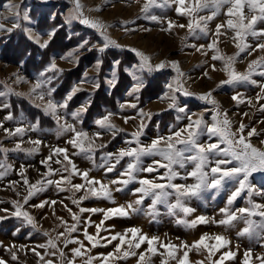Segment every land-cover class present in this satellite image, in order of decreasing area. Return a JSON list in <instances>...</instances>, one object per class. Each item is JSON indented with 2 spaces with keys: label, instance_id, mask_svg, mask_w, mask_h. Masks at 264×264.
Returning <instances> with one entry per match:
<instances>
[{
  "label": "snow or ice",
  "instance_id": "6c2138e0",
  "mask_svg": "<svg viewBox=\"0 0 264 264\" xmlns=\"http://www.w3.org/2000/svg\"><path fill=\"white\" fill-rule=\"evenodd\" d=\"M135 2L140 3V0H135ZM69 3L71 7L64 14V21L68 24L79 21L96 29L102 37V40L92 43L90 48H95L99 53H104L110 46L130 48L139 57L137 64L126 69L132 72L133 78L137 80V83L132 85V92L138 93L143 84L136 72H143L144 70L152 72L164 69L166 66H170L175 70L176 75L167 84L168 91H165L158 99L168 98V108L185 113L187 123L181 127L171 125L167 133H158L150 142L144 143L141 141V136L146 128L143 118H151L152 113L150 111L146 112L143 107L137 109L136 102L125 101L119 104V107L123 109L125 105H128L132 109H136L140 116V122L136 125L135 130L125 137L126 146L119 147L116 151L102 152V163L97 165L95 160L96 150L106 149L109 143V141H102L100 138L103 137L105 132L110 133L115 138L118 133L126 130L115 124L110 119L114 113L107 111L106 114L99 116L94 121L98 126V130L90 134L83 127L78 128L76 124L70 123L61 117L59 110L67 109L69 101L77 91L81 90L80 86L84 83L90 82L94 84L95 88H99V77L89 79V73L85 70L83 73L84 79H81L78 84H74L62 101H56L52 95L55 88L51 86V81L55 77L46 75L50 70L64 71L57 65L55 56L51 58L50 63L43 70L36 74L34 82L29 81L26 76H22L18 72L13 73L15 79L12 83L27 82L31 85L30 89L28 92H18L11 84L4 81L2 83L5 91L0 92V95L15 93L18 96H27L33 104L42 108L45 114L51 115L56 120L58 138L65 133H71V135L65 141V146L59 144L49 145L47 155L39 161L41 165L45 166L46 170H37L39 178L32 181L28 175V168L34 166L22 163L17 169L16 165L10 162L9 153L23 152L31 156L41 151L43 140L39 137L27 136L28 132L39 131L40 120L37 117L27 124L16 123L14 127H6L5 121L16 119L12 111L6 112L4 118L0 119V130L5 134L3 139H0V181H4L10 172L17 171L20 179H8L4 187L8 188L10 186L21 199H11L10 202L14 206V210L2 208L0 212L23 218V222L33 228L40 227L33 213L24 209L23 205L28 204L34 196H37L49 186H55L57 191H69L71 193V203L78 208L77 211H74L72 207L61 200V205L71 217V222L63 216L57 217L61 226L64 227V231H59L55 237H52L45 229L43 231L48 239L44 243L32 248L20 244L19 249L34 253L39 258L38 264H94L96 261H98V264H116L117 261L127 260L130 257H136L135 264H151L150 260L146 262V254L151 257L157 253L160 256V264H169V261H174L175 264H224L225 259L235 258L236 252L228 247L231 244V239L223 232H203L198 239L193 240L191 243L187 240L173 243L171 239L162 241L158 235H149L143 232L139 226H129L122 231L108 232V228L114 229L115 225L105 226L104 221L113 216H130L133 212L139 211L140 209L137 206L143 205L145 199L149 197L151 203L147 205V209L150 210V215L159 211L158 204H165L169 212L180 209L187 216L196 212V209L185 201L199 197L203 191L209 188H223L225 184L231 181L235 183V187L227 196L226 205L219 209L222 218L217 220L212 217V222L227 228L242 219L246 226L237 232L238 236L254 233L264 236V202L252 199L253 194L257 193V186L250 179L254 173H264V139H260L259 143H253L252 139L254 136L260 137L264 133V129L258 130L254 125L246 124L242 120L233 121L228 115V110L226 108L221 109L220 103L213 95V92L222 85L250 83L260 88V91L255 95V100L258 102L264 100V79L253 78L256 73L264 77V0H166L167 5H176V13L188 18L186 24L177 23L167 17L162 19L160 16L151 14L149 10L157 3V0H143L139 9L140 16L161 24L166 22V28L162 29L164 31L171 32L176 27L188 29L187 35L181 37L182 42L187 40L188 36L203 34L205 37H212L206 44H194L192 46L198 51L204 50V55H207L208 50H211V59L221 62L222 70L227 78L219 80L216 89L210 88L199 93L190 92L186 88L182 79L185 74L179 61L162 59L153 63L152 56L144 50L119 43L109 32V28L113 26L111 23L101 17L86 14L82 0H69ZM4 7L9 15L0 14V19H9L13 23L11 27H8L0 22V32L11 33L16 28H22L41 48L47 47L57 28L63 26L53 27L47 32L49 39L41 42L39 36H32L31 28L24 27L21 24V21L31 22L32 17L27 8L21 9L20 4L14 3L13 0H8ZM100 9L101 5H96L94 9L89 10L99 11ZM245 9H247V12ZM221 16L223 19H218ZM214 20L216 22L213 30L210 24ZM118 23L123 26L122 31L127 33L131 30L130 25L135 23V19H122ZM143 30L150 31V29ZM229 33L232 34L231 40L237 49L236 52L230 55L223 53L218 46L221 37H228ZM248 36L256 38L257 42L252 44L248 41ZM89 41L90 38L83 39L76 49L60 56V59H77L73 53L78 49L89 46ZM257 50H260L259 54L248 60L246 69L244 71L237 70L235 62L240 54L245 53L246 57L252 56ZM23 63V61H20L21 65ZM112 63L114 66H119L120 60H113ZM102 64L103 60L97 58L94 65L97 72L100 71ZM208 67L213 71L217 70L216 63H211ZM203 75L211 79L207 70ZM113 78H115V70L113 71ZM113 82L112 79L108 80L109 85H112ZM178 92H183L185 96H197L201 100L212 103L214 108L211 121L205 119L203 112L188 114L190 110L187 104L181 105L177 96ZM32 97H35V99H32ZM232 99L237 103L247 99L249 105L255 106L252 97L242 98V94L239 92H235ZM37 100L39 103L36 102ZM90 103V100H86L80 104L71 112V116L82 124L79 119L80 115L87 111V106ZM11 106L10 101L0 103V108L3 109H10ZM259 109L264 111V103H259ZM241 115L248 116V113L244 112ZM21 118H23V113H21ZM176 118L180 120L184 117L178 115ZM129 119L130 117H124L125 122ZM62 120L63 122H61ZM261 123H264V120ZM234 124L235 127H233ZM205 135L208 139L202 140L201 138ZM26 136L27 141L25 140ZM213 137L216 139L213 140ZM4 140H12V147L6 146ZM26 143L30 146H25ZM68 146L75 149V153L70 154ZM72 155H83L85 158L90 159L94 166L103 167L106 173L117 171V166L120 165L121 161L125 157L128 159L118 174L106 183L100 177L90 176L91 168H79L72 159ZM190 162L192 164L190 170L182 173L179 169L185 168ZM53 163L58 164L59 167H53ZM145 173L147 175H141ZM56 174H59L58 177L52 178ZM74 177H80V182H73ZM177 177H182L185 182H175ZM189 177L194 178V182L188 183ZM133 181L139 185L131 190L135 195L133 200L106 209L81 206V203L90 196L106 198L115 204L113 191H122L126 185ZM17 185H20L23 190L17 188ZM110 185H118V187L112 189ZM245 192L248 206L233 208L234 201ZM77 193L81 194L77 196ZM258 194L264 196V187L258 190ZM172 196H175L174 201L169 199ZM3 202V200H0V203ZM56 203L55 199L46 197L40 199L38 203L31 204L30 207L42 209L46 205L54 206ZM85 212L102 213V218L99 222L93 221L91 217L82 218L81 214ZM52 214L55 215L54 207L52 208ZM256 216H259L260 219H253ZM6 218V216L0 215V221ZM209 219V217L200 214L191 220L182 218L179 222L195 227L198 223L207 224ZM85 221L86 223H84ZM81 224H83V227H78ZM91 225L95 226L94 233L88 230ZM78 230L83 233L84 239L73 235ZM15 231L18 233L20 229L17 228ZM102 231L107 232V236H101ZM29 236H31V232H29ZM85 239L89 242L88 244H85ZM61 240L63 247L60 244ZM112 241H116V243L110 251L92 254L93 248L100 245L107 246L112 244ZM210 241L212 242L210 243ZM70 244L76 246L68 248ZM143 244L147 246L140 250ZM0 246H3L11 254L12 260H19L15 243L5 245L3 241H0ZM38 249H48V251L41 252ZM65 249H67V252ZM221 249L225 250L220 252ZM202 250L204 255L200 259L190 260V252L201 253ZM218 252H220V255L217 257ZM251 253L252 248L245 249L243 264H250ZM54 257H59V260L53 259ZM77 258L81 259L78 261ZM257 259L259 264H264V253L260 254ZM0 264H8V261L0 256Z\"/></svg>",
  "mask_w": 264,
  "mask_h": 264
},
{
  "label": "rangeland",
  "instance_id": "374dc122",
  "mask_svg": "<svg viewBox=\"0 0 264 264\" xmlns=\"http://www.w3.org/2000/svg\"><path fill=\"white\" fill-rule=\"evenodd\" d=\"M14 3H18L21 6V9L27 8L29 11L30 16L32 17L31 22H26L29 28L30 25H34L36 23L34 18H41V15L46 11H49L50 17L49 20H53L52 13L54 12L55 15L60 14L62 18L64 14L67 13L68 8L71 7L69 0H13ZM8 3V0H0V14L5 16L9 15L4 5ZM82 3L85 5V12L89 16L93 17H101L103 20L111 23L113 26L109 28L110 34L119 41L121 44L132 45L138 47L145 52L149 53L153 58V63L158 62L162 59L168 60H177L179 61L180 67L184 72L183 81L190 92H203L207 91L208 89H216V84L221 79H226V74L222 70L221 62L220 61H213L212 51L208 50V54L204 55L203 51H198L192 45L198 44H206L209 40L212 39L211 36L205 37L203 34L198 36H188L187 40H181V37H184L188 33L187 28H174L171 32L162 30L166 28V22L161 24L160 22L150 21L145 19L143 16H140L139 9L143 3V0H140V3L135 2V0H82ZM96 5H101V9L99 11L96 10H89L94 9ZM176 5H167L166 0H157V3L153 5V7L149 10L151 14L160 16L162 19L167 17L175 20L177 23H187V17L176 13L175 11ZM36 13L34 15L33 13ZM247 12V9H245ZM46 13H44L46 15ZM204 14V13H201ZM54 15V17H55ZM139 16V18H137ZM34 17V18H33ZM64 19V18H63ZM122 19L132 20L135 19V23L130 25L131 30L127 33L122 31V25L118 23V21ZM218 19H223V17H219ZM0 22H3L8 27L12 26L13 21L9 19H0ZM215 20L211 22L210 27L214 30ZM68 25V24H67ZM70 29L75 30L81 29L83 34L79 35L77 38L80 42L83 39L90 38L89 44L95 43L98 40H102L100 37L99 32L96 29H93L87 25L80 23L79 21H73L69 24ZM139 26V27H137ZM68 27V28H69ZM32 29V28H31ZM143 29H150V31H144ZM78 33V32H77ZM7 32H0V40H3L4 35ZM39 36L41 39H46L48 35L41 36L32 29V36ZM231 33H229L228 37H221L219 48L225 54H232L237 51L235 45L232 43L231 40ZM158 36L162 38L159 39ZM32 39V38H31ZM248 41L252 44H255L256 38L252 36L247 37ZM27 40L29 41L30 38L27 36ZM35 41L34 39H32ZM143 40V41H142ZM142 41V42H140ZM140 44V45H139ZM76 45V48H77ZM89 46H86L84 49H78L79 53L85 50L91 49ZM1 48L3 50L4 46ZM1 50V49H0ZM1 50V52H2ZM77 50V51H78ZM129 52L131 59L129 62L125 64V69H129L132 65H135L139 62V57L130 49V48H119L115 46H110L108 49L105 50L104 53H99L96 49H94L91 57H99L100 59L104 60L106 57H113L114 55L121 57L124 54ZM187 51H192L193 54H188ZM260 50L254 52L252 56H247L245 53H241L240 57L237 58L235 62V66L237 70L244 71L247 67L248 60L254 58L256 55L259 54ZM82 53V54H83ZM121 62V59L118 58ZM207 61V63H205ZM113 61L111 64L105 68L103 74H105L110 79H113V69L114 67ZM216 63L217 70L213 71L211 68L208 67L209 64ZM112 69V70H111ZM120 67L115 66V76L119 77ZM110 70V72H109ZM205 70L208 71L211 79L204 76L203 73ZM136 72V75L141 79L148 78L151 79L148 75L155 74L159 75L157 70L148 72ZM133 76L132 72H130ZM102 74V75H103ZM165 74L167 75L166 78H163ZM160 78L157 80L156 84L153 86L155 91H148L145 94L142 91H139V96L133 95L132 97L135 99L132 102L137 103V109L143 107L146 112L150 111L152 113L151 118L144 117V122L146 124V128L143 131L141 136V141L144 143L150 142V140L155 137L158 133H167L169 127L171 125H176L177 127L183 126L187 123V118L185 113H180L176 109L168 108L169 99H158V97L162 96L165 91H168L167 84L172 80V77L176 75V72L170 66H166L164 71L162 72ZM254 79H264L261 77L259 73L254 74ZM108 81V80H107ZM146 81V80H145ZM155 83V82H154ZM260 91L259 86L252 85L250 83H242L237 85H222L220 88L216 89L213 92L216 100L220 103L221 109L226 108L228 110V115L233 121H244L246 124L254 125L258 130L264 129V123H261L264 120V111L259 109V103H264V100L256 101L255 95ZM235 92H239L242 94L243 97H252L253 98V105H249L247 99H243V102L237 103V101L232 99V96ZM171 95V93H169ZM177 96L179 97V102L181 105L187 104L188 109L190 110L188 114L191 113H204L205 119L209 122L211 121V115L213 112L214 105L207 101L199 99L197 96H185L183 92H178ZM138 98V99H137ZM191 98V99H190ZM137 100V101H136ZM160 104L155 108V105ZM155 111H153V110ZM126 115H129L133 118L130 122L123 119V125L126 127H121L126 131L118 133L115 138L111 136L110 133L105 132L103 137L100 139L102 141H109L106 149H97L95 154L96 164L99 165L102 163L101 154L104 151H116L119 147H124L125 145V137H127L132 131L135 130L136 125L140 122V116L136 109H132L128 105L124 107ZM247 112L248 116H243L241 113ZM184 117L183 119L177 120V116ZM63 117V116H61ZM64 118V117H63ZM159 126V127H157ZM236 125L234 124L233 127ZM96 129H92V132ZM68 133L62 134L60 136V141L63 142L62 146H65V141L68 139ZM46 135V134H44ZM56 137L47 136L46 140L55 141ZM202 140H207V135L201 138ZM216 138L213 137V140ZM253 143H259L260 139H264V133L260 137L254 136ZM51 143L50 145H53ZM57 145V144H56ZM55 146V145H54ZM133 146H135L133 144ZM69 149L71 146H68ZM45 153L43 156H46L49 151V144L44 146ZM70 151L75 153V149ZM127 157H125L120 165L117 166V171L112 173H106L103 167H96L93 165L92 161L88 158H85L83 155H75L73 159L79 168H91L92 171L90 172V176H97L100 177L104 182H108L111 178L115 177L119 170L125 165L127 161ZM39 159L35 160L33 158L28 159L27 165H33L34 167L28 168V175L30 180L34 181L38 179V171L37 170H46L44 165L39 163ZM16 162V161H15ZM235 163V162H233ZM53 167H59L58 164L53 163ZM192 167L191 162L185 166V168H180L179 170L183 173L186 170H190ZM19 168V166H18ZM17 168V169H18ZM163 171V169H161ZM67 174V173H65ZM59 174L52 178H57ZM141 175H147L141 174ZM18 180L20 179L17 171H12L9 173L8 177L5 178L4 181H0V200H3V203H0V209L8 208L10 210H14V206L11 204V199L20 200L21 197L16 195V192L11 189L9 186L5 188L4 185L7 183V180ZM80 177H74L73 182H80ZM251 182L256 184L257 186V193L253 194L252 199L258 202H264V196L258 194V190L264 187V173H254L252 177H250ZM175 182L177 183H184V179L182 177H177ZM188 183L194 182V178L189 177ZM23 182L21 181V184ZM138 183L133 181L126 185L122 191H113V196L115 197V204L108 201L106 198H97L94 196H90L88 199L84 200L81 203L83 207H100V208H111L115 207L118 204H124L128 200L135 199V195L132 193V189L134 187H138ZM112 189L118 187V185H110ZM235 187L234 182H228L225 184L223 188H209L201 193L199 197L191 198L185 201L191 207L196 209V212L185 214L180 209H175L174 212H169L167 205L165 204H158L157 208L159 209L158 212L155 214L150 215L147 209V205L151 203V198H146L143 205H138L137 207L140 209L137 212H133L130 216L127 217H120V216H113L110 217L108 220L104 221V225H115V228H108V232L114 231H122L123 229L129 226H139L143 232L149 235H158L160 236L162 241H166L171 239L173 243H180L181 240H187L191 243L193 240L198 239L200 234L203 232L209 233H220L223 232L225 235L230 237L231 244L228 245L233 251L236 252V256L233 259H225L224 264H243L244 260V251L247 248H252L251 253V262L250 264H259V260L257 259L260 254L264 253V236L260 235L259 233H254L252 235L244 234V235H237L242 228H244L245 222L244 220H238L234 222L231 226L225 228V226L217 225L216 223L212 222L211 218L215 217V219H221L222 214L219 212V209L224 207L227 202V196L230 194L232 189ZM17 188H20L22 191L23 189L20 185H17ZM174 191V190H173ZM81 193H77V196ZM246 192L242 193L240 197L234 201L233 208L238 207H245L247 205L246 199ZM46 197H51L55 199L57 203L54 206H45L44 208H32L30 207L31 204L38 203L40 199H44ZM171 201L175 200V196L169 198ZM63 200L64 203L68 204L69 207H72L74 211H77L78 208L76 205L71 203V193L67 190L65 191H57L55 186H49L43 192L39 193L37 196H34L28 204L23 205L24 209L32 212L35 216L37 224L40 226L38 228H33L31 225L26 224L23 222V218H17L16 216L10 215L9 213L0 212V215H4L7 218L5 220L0 221V241H3L5 245L15 243L16 251L19 255V260H12L11 254L5 250L3 246H0V256H2L5 260L8 261V264H38V257L32 253L31 251L24 252L19 249L20 244L27 245L28 248H32L38 244L44 243L48 236L44 234L43 230H48L49 235L55 237L57 232L64 231V227L61 226L60 221L57 219L59 216H63L65 219H68L71 222V217L67 210L61 205L60 201ZM55 208V215L52 214V208ZM47 214V215H46ZM203 214L209 217V222L207 224L198 223L195 227L187 226L184 223L179 222L182 218L191 220L195 216ZM83 217H91L93 221L99 222L102 218V213H82ZM253 219L259 220L260 217L256 216ZM86 223V221L84 222ZM78 227H83L81 224ZM19 228L20 231L17 233L15 230ZM89 232H95V226L91 225L88 228ZM29 232H31V236H29ZM75 236H79L81 239H84L83 233L81 231H76L73 233ZM101 236H107V232L102 231L100 233ZM179 238V239H177ZM85 244L89 242L85 239ZM212 241H210L211 243ZM116 243V241H112V244L107 246H97L92 249V254L96 252H107L112 249V246ZM61 247H63L62 240L60 241ZM238 245V248H237ZM76 245L70 244L68 248L74 247ZM147 245H141V249L145 248ZM225 249H221L220 252L224 251ZM38 251L46 252L48 249H38ZM67 252V249H65ZM139 251V250H138ZM220 252L216 254L218 257ZM71 255V253H69ZM204 255V251L202 250L201 253H196L195 251L190 252L189 258L190 260H198ZM48 258V257H46ZM53 259L59 260V257H54ZM81 258H77L79 261ZM136 257H130L127 260L121 259L116 262V264H135ZM146 262L150 260L151 264H160V256L159 253L152 255L149 257L146 254L145 257ZM94 264H98V261L94 262ZM169 264H175L174 261H169Z\"/></svg>",
  "mask_w": 264,
  "mask_h": 264
},
{
  "label": "crops",
  "instance_id": "0c3cea01",
  "mask_svg": "<svg viewBox=\"0 0 264 264\" xmlns=\"http://www.w3.org/2000/svg\"><path fill=\"white\" fill-rule=\"evenodd\" d=\"M49 15H51V14H49V11H48L46 13V17H50ZM54 15L55 14L53 12L52 16H54ZM34 19L36 20L35 21L36 23H34V25H30V27L35 32H37L40 35V37L46 36L47 32L49 30H51L53 27H56V26L50 27L47 20H45L43 18H41V19L34 18ZM50 21L51 20H49V22ZM63 21H64V19H63ZM21 24L24 27H28V25L24 21H21ZM67 24L68 23H66L65 21L63 23L58 24V25H63L64 31L62 34H59L58 39H55L54 48H52L51 51L49 52V54H47L48 55L47 60L39 66L33 65L31 61H26V59H14V60H12V59H6L4 57L3 50L1 48V44H2V47L5 46V44L11 40L12 36H15L17 34L23 33L26 37L27 36L29 37V35L27 33H25L22 30V28H16L13 30V32H11V33L7 32V34L4 35L3 40H0V49L2 50V52L0 50V92L5 91V89L3 87V83H2L4 81H7L9 84H11L12 87L14 89H16V91H18V92H28L31 85L27 82L12 83V81L15 79V77L12 74L18 72L20 75L26 76L29 81L34 82L36 74L39 71L43 70V68L48 63H50L51 58L53 56H55L57 65L59 66V68L64 69V71L59 72L57 70H50L48 73H46V75L55 77L51 81V86L55 88V92L52 95L56 101H62L63 98L65 97L66 93L72 88V86L74 84H78V82L81 79H84L83 73L85 72V70H87L89 73V77H88L89 79L94 78V77H99V82H100L99 88H95L94 84L90 83V82L84 83L83 85H81L80 86L81 90L77 91L73 95L72 99L69 101L67 109H60L59 110L60 116H63L64 119H66L68 122L76 124L78 128L83 127L84 129L88 130L89 133L91 134L92 129L98 130V126L94 123V121L97 118H99V116L106 114L107 111H111L114 113V115L110 119L115 124H117L119 127H126L125 125H123L124 117H126V116L130 117V119L128 120L129 122L131 120H133V118L129 115H126L124 108L121 109L119 107V104L124 103L125 101H131V102L134 101L135 99L132 97L133 95H135V97L137 95L139 96V94H138L139 92L138 93L132 92V85L137 83V80L133 78L130 71H127L125 69L126 73L130 76L131 80H130V83L127 84V86H125V88H123V90H122V91H124L123 94L120 95L118 98H116L117 106L115 108H112L106 102L102 103V101L97 98V97H99L98 91H104L107 93V95L113 94L114 96H116L119 92H118V90L115 89L116 88L115 86L118 83L119 77L115 76V78L112 79L114 81L112 85H109V83L107 81V80H109V77H108L109 73L107 74V76L104 74L103 78L100 77L102 65L100 66L99 72H97L96 68L94 67L95 61L99 57H96V58L91 57L92 56L91 52L95 48L85 50L84 53H83V51L79 53V50L74 52L73 55L77 59H72V58L60 59V56L64 55L65 53H67L73 49H76V45L79 42V40L77 38L79 35H77V34H83L82 33L83 31L80 28L76 29V26H75V30H73V29L71 30L69 27L70 25L69 24L67 25ZM59 28H61V27H58L57 30ZM56 32H55V34H56ZM55 34L52 36V38L49 41L48 46L45 48H41L35 41H33L30 37L29 38H30L31 44L33 46L38 47L41 50V52H39V54L44 55L42 51L49 47V45L53 41ZM158 38L162 40V38L160 36H158ZM46 39H49V37H47ZM43 40H45V39H41V42ZM142 41H140V42H142ZM186 53H187V55L193 54L192 51H187ZM116 59H118V58H115L113 60H116ZM20 61L24 62L23 65L20 64ZM114 67H112V69H113V70L111 69L112 71H114ZM117 68H118V66H117ZM144 71H147V70H144ZM163 71H164V69L157 70V72H159L160 75L162 74ZM109 72H110V70H109ZM162 75H165V74H162ZM166 77H167V75H166ZM140 80H142L143 84H142V87L139 89V91H144V90L147 91L149 84H150V79L141 77ZM129 93H131V94H129ZM189 96H192V95H189ZM189 96H187V97H189ZM13 97H20V99L25 101L26 104L33 105L34 107H31V108H35L38 110V112L34 115V118L28 114L27 111H29V110H27L23 105H21L20 103L15 105L13 103V99H14ZM32 99H35V97H32ZM86 100L91 101V103L88 104V106H87V111L89 110L91 105L95 102V100L99 101V104L101 105L102 109L99 110L98 112H96L95 117L88 124H85L86 119H87V111L81 113L80 118H79L80 121H82V124H81L79 121H77L76 119H74L71 116V112L73 110H75L80 104L84 103ZM9 101L11 102L12 106L10 109L0 108V119L4 118L7 111H12L14 114V117L16 119L14 121H5L6 127H14L16 123L27 124L30 121H34L35 118H37V117L40 120V117L45 115L42 108L37 107L35 104H33L27 96H18L15 93H8L6 95H0V103H8ZM36 102L39 103L38 100ZM157 106H160V104L155 105V108H157ZM153 111H155V110H153ZM21 113H23V118H21ZM48 116L51 117L52 123L45 124L46 123L45 120L41 119L40 125H39V131H31V132L27 133V136H32L33 138L39 137L40 139L43 140L44 143L41 145V151L39 153H35L31 156H29L28 154L23 153V152L9 153V160H10V162H12L13 164L16 165V168H18V166L20 167V165L22 163L27 165L29 158H33L35 160H38V159L40 160L42 157H44L43 156L45 153L44 146H46L47 144L50 145L51 143H54L53 146L56 144H59L60 146H62L63 142H59L61 135L59 136V138L57 137L58 125L56 123V120L51 115H48ZM61 122H63V120ZM44 134H46V135H44ZM70 134L71 133H68L67 136H69ZM4 135L5 134L3 133V131L0 130V139H3ZM27 136L25 137L26 141H27ZM47 136L56 137V139H55V141L46 140ZM4 143L9 148H11L13 145L12 140H4ZM25 146H30V145H28L26 143ZM70 149L73 150L71 147H70ZM70 154H72L71 151H70ZM74 158H75V155H72V159H74Z\"/></svg>",
  "mask_w": 264,
  "mask_h": 264
},
{
  "label": "trees",
  "instance_id": "16d2710c",
  "mask_svg": "<svg viewBox=\"0 0 264 264\" xmlns=\"http://www.w3.org/2000/svg\"><path fill=\"white\" fill-rule=\"evenodd\" d=\"M43 12L46 13V11H43ZM44 13L41 15V18L47 20L50 27L57 26L58 24L64 22L63 18L61 17L60 14L55 15V18L49 22V18L46 17V15ZM33 14L36 15L35 11ZM63 31H64L63 26L57 30V32L53 38V41L51 42L49 47L42 51L44 55L39 54V52H41V50L38 47L33 46L31 44V41L30 40L28 41L27 37L23 33L12 36L11 40L9 42H7L3 48L4 57L6 59H12V60H14V59H26V61H31L33 65L39 66L47 60V57H48L47 54H49L51 49L54 48L55 39H58L59 34H62ZM93 51L91 52V55H92ZM115 58L121 59V62L119 64V67H120V69H119V71H120L119 80H118L117 85L115 86L116 87L115 89L118 90L119 93L116 96H114L113 94L107 95V93L104 91H98L99 97H97L99 100L102 101V103L106 102L112 108H115L117 106L116 98H118L120 95L123 94V92H124V91H122L123 88H125V86H127V84H129L130 80H131L130 76L125 71V64L131 63V62H129V60L131 59V56L129 55V52L126 53V51H124V54L121 57H119V55L118 56L114 55V58L111 56L106 57L103 60V64L101 66L100 77L103 78V75H104L103 71L105 70V68L107 66H109L111 64V61ZM147 73L148 72H146L145 74H147ZM148 76L151 79H150V84H149L147 91H145V90L142 91L145 94H147L148 91H155L153 89V86L156 84L157 80H159L156 78L161 77L160 74L155 75L152 73ZM163 78H166V75H164ZM13 98H14L13 103L15 105L18 103L23 105L27 110H29V111H27L28 114L34 118V115L38 112V110L35 108H31V107H34L33 105L26 104V102L23 101L22 99H20V97H13ZM101 109H102V107L99 104V101L95 100V102L91 105V107L87 111V119H86L85 124L90 123L93 120V118L95 117L96 112H98ZM41 119L45 120V122H46L45 124L52 123L51 117L46 115V114L44 116L40 117V120Z\"/></svg>",
  "mask_w": 264,
  "mask_h": 264
}]
</instances>
